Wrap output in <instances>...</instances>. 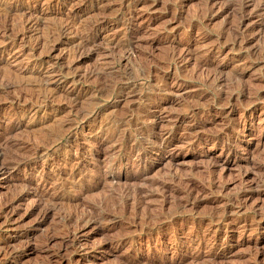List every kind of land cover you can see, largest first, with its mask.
Segmentation results:
<instances>
[{
    "label": "rangeland",
    "instance_id": "rangeland-1",
    "mask_svg": "<svg viewBox=\"0 0 264 264\" xmlns=\"http://www.w3.org/2000/svg\"><path fill=\"white\" fill-rule=\"evenodd\" d=\"M0 161V264H264V0H0Z\"/></svg>",
    "mask_w": 264,
    "mask_h": 264
},
{
    "label": "bare ground",
    "instance_id": "bare-ground-1",
    "mask_svg": "<svg viewBox=\"0 0 264 264\" xmlns=\"http://www.w3.org/2000/svg\"><path fill=\"white\" fill-rule=\"evenodd\" d=\"M10 28V27H9ZM6 128V127H5ZM5 133H7V132H5ZM4 135H6V134H4ZM10 135V134H9ZM4 138V137H3ZM6 138V137H5ZM4 138V139H5ZM1 140H3V139H1ZM5 141H7V140H5ZM2 142V141H1ZM8 142V141H7ZM3 145V144H2ZM9 145V144H8ZM12 145H14L13 143H12ZM23 145V144H22ZM4 146V145H3ZM6 149V148H5ZM5 149H3L4 151H5ZM14 149V148H13ZM26 149V148H25ZM2 151V150H1ZM7 151V150H6ZM12 151V150H11ZM16 152V151H15ZM21 152V151H20ZM3 154H4V152H3ZM11 154V153H10ZM14 155V154H13ZM6 156V155H5ZM15 157H18V156H15ZM4 158H6V157H4ZM10 158V157H9ZM2 160V159H1ZM18 160V159H17ZM17 160H15V161H17ZM20 160V159H19ZM0 162H3V161H0ZM7 163H8V161H7ZM11 164V163H10ZM16 164V163H15ZM1 166V165H0ZM4 166V165H3ZM5 169V168H4ZM8 170V169H7ZM136 195V194H135ZM44 196V195H43ZM47 197V196H46ZM90 211V210H89ZM105 216V215H104ZM65 218V217H64ZM81 219V218H80ZM77 223V222H76ZM68 225V224H67ZM74 227V226H73ZM81 228V227H80ZM74 229V228H73ZM70 231V230H69ZM73 233V232H72ZM68 234V233H67ZM51 236V235H50ZM73 236H74V233H73ZM76 236V235H75ZM75 239V238H74ZM67 242V241H66ZM69 243V242H68ZM62 244V243H61ZM50 245V244H49ZM23 252V251H22ZM14 254V253H13ZM7 257V256H6Z\"/></svg>",
    "mask_w": 264,
    "mask_h": 264
}]
</instances>
